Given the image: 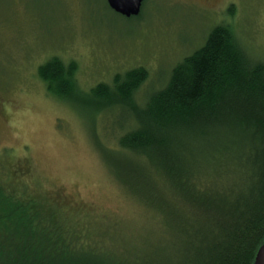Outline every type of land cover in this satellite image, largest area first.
Returning a JSON list of instances; mask_svg holds the SVG:
<instances>
[{
    "label": "trees",
    "instance_id": "16d2710c",
    "mask_svg": "<svg viewBox=\"0 0 264 264\" xmlns=\"http://www.w3.org/2000/svg\"><path fill=\"white\" fill-rule=\"evenodd\" d=\"M38 72L91 122L110 111L131 121L104 161L141 225L59 189L29 194L10 173L0 185V264H253L264 241V63L233 29L213 28L142 105L144 68L82 97L75 62L53 57Z\"/></svg>",
    "mask_w": 264,
    "mask_h": 264
},
{
    "label": "rangeland",
    "instance_id": "374dc122",
    "mask_svg": "<svg viewBox=\"0 0 264 264\" xmlns=\"http://www.w3.org/2000/svg\"><path fill=\"white\" fill-rule=\"evenodd\" d=\"M144 2L139 15L125 17L107 0H0V185L12 173L29 194L59 189L121 224L141 225L127 217L136 214L127 203L135 205L104 161V149L117 148L131 121L118 124L110 111L91 122L86 107L47 90L41 65L53 57L75 62L80 97L144 68L148 78L135 95L142 105L218 25L233 29L247 54L264 63V0Z\"/></svg>",
    "mask_w": 264,
    "mask_h": 264
},
{
    "label": "water",
    "instance_id": "95a60500",
    "mask_svg": "<svg viewBox=\"0 0 264 264\" xmlns=\"http://www.w3.org/2000/svg\"><path fill=\"white\" fill-rule=\"evenodd\" d=\"M145 0H107L109 6L117 13L125 16L140 14ZM253 264H264V241L258 249Z\"/></svg>",
    "mask_w": 264,
    "mask_h": 264
}]
</instances>
